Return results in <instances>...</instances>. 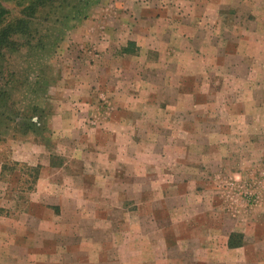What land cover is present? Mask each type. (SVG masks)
<instances>
[{
	"label": "rangeland",
	"instance_id": "obj_1",
	"mask_svg": "<svg viewBox=\"0 0 264 264\" xmlns=\"http://www.w3.org/2000/svg\"><path fill=\"white\" fill-rule=\"evenodd\" d=\"M1 9L0 264H264V0Z\"/></svg>",
	"mask_w": 264,
	"mask_h": 264
},
{
	"label": "trees",
	"instance_id": "obj_2",
	"mask_svg": "<svg viewBox=\"0 0 264 264\" xmlns=\"http://www.w3.org/2000/svg\"><path fill=\"white\" fill-rule=\"evenodd\" d=\"M6 10L1 9L0 10V17L5 15ZM28 27V22L25 20H17L13 21L11 23H8L6 25H1L0 23V57H2L4 51L8 48H11L12 46H16V43H14L11 40V37L14 34H23L25 33V29ZM6 90L4 88H1L0 86V109L2 107H5L6 102L5 98L7 96ZM233 235L230 237L229 246L230 247H236L239 244L232 243ZM232 241V242H231Z\"/></svg>",
	"mask_w": 264,
	"mask_h": 264
},
{
	"label": "crops",
	"instance_id": "obj_3",
	"mask_svg": "<svg viewBox=\"0 0 264 264\" xmlns=\"http://www.w3.org/2000/svg\"><path fill=\"white\" fill-rule=\"evenodd\" d=\"M0 236V246L8 248L12 242L9 240L8 236L5 238L4 233H2ZM237 247H239V245Z\"/></svg>",
	"mask_w": 264,
	"mask_h": 264
}]
</instances>
